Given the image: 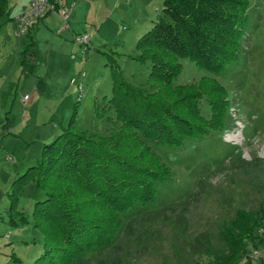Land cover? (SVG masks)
<instances>
[{
	"label": "rangeland",
	"instance_id": "1",
	"mask_svg": "<svg viewBox=\"0 0 264 264\" xmlns=\"http://www.w3.org/2000/svg\"><path fill=\"white\" fill-rule=\"evenodd\" d=\"M247 1L238 58L217 78L230 103L224 129L200 141H185L179 148L152 146L170 168L172 182L157 188L155 204L133 208L110 247L73 264L221 262L228 251L223 229L235 212L264 210V0ZM8 3L0 0L4 9L0 18V264H34L47 251L37 264H62L34 226V206L45 199L44 193L30 182L19 191L11 211L12 183L40 161L43 147L68 128L73 115L79 131H109L108 121L114 119L109 101L118 76L134 87L148 89L150 64L137 59L136 43L151 29L150 21L161 16L162 6L148 23L129 14L115 15L98 29L84 56L78 46L48 65L43 52L36 64H29L28 59L22 62L29 36L17 39L14 35L18 23ZM38 23L29 31L32 36ZM54 36L62 38L63 34ZM18 40L22 49L16 56ZM49 40H40V50H48ZM9 43H15L13 50L2 49ZM179 63L177 86L209 76L188 59ZM82 72L85 77L80 80ZM200 109L209 117L204 100ZM256 250L264 251V228L247 244V255L238 264H264V258H251Z\"/></svg>",
	"mask_w": 264,
	"mask_h": 264
},
{
	"label": "trees",
	"instance_id": "2",
	"mask_svg": "<svg viewBox=\"0 0 264 264\" xmlns=\"http://www.w3.org/2000/svg\"><path fill=\"white\" fill-rule=\"evenodd\" d=\"M247 9V0H162L161 16L136 43L137 59L150 64L148 89L118 76L109 101L114 113L109 131H79L73 115L68 128L43 147L40 161L13 181L11 211L30 182L44 193L34 206V226L62 264L110 247L133 208L156 203L157 188L173 176L152 146L179 148L224 129L230 103L217 78L238 58ZM3 11L0 7V18ZM180 59L209 76L175 85ZM203 100L209 117L202 115ZM262 221L264 210H237L222 233L227 255L213 264H238L264 228Z\"/></svg>",
	"mask_w": 264,
	"mask_h": 264
},
{
	"label": "crops",
	"instance_id": "3",
	"mask_svg": "<svg viewBox=\"0 0 264 264\" xmlns=\"http://www.w3.org/2000/svg\"><path fill=\"white\" fill-rule=\"evenodd\" d=\"M7 5L11 16L15 17L17 23V17L25 12L29 6L30 0H7ZM66 4L71 6V14L67 20V26H64V22L59 16L55 14L47 15L42 21L36 25L33 30V36L29 34V43L32 44L26 54L27 45L22 53L23 57L28 59L29 64L33 61V64L38 63L39 55L42 53L46 59L48 65L55 64L56 56L64 57L70 50H77L79 45L75 44L74 37L78 34H87L90 40H94L97 37V31L100 30L109 19H112L117 14L125 17L129 16L139 20V22L148 23L149 20L155 17L157 10L162 6V0H65ZM6 9V8H5ZM162 11V7L160 9ZM159 17V16H158ZM151 24L155 21H150ZM152 24V26H153ZM103 25V26H102ZM99 26L98 28H96ZM148 27V25H147ZM149 28V27H148ZM62 29V30H61ZM99 32V31H98ZM50 33L52 36H50ZM61 35L62 38H54V34ZM14 35L18 39L15 33ZM54 36V37H53ZM50 40V46L48 50H40V40L43 38ZM31 39V40H30ZM20 40V39H19ZM18 40L17 46L13 43L3 44L2 49H14L16 47L15 55L19 56V52L22 49L21 42ZM139 40V39H138ZM74 43V44H73ZM6 45H8L6 47ZM76 45V46H75ZM53 47L58 48L56 51ZM80 48V47H79ZM32 50V51H30ZM45 50V51H44ZM11 51V55H12ZM82 54V53H81ZM85 54H83L84 56ZM17 62V61H16Z\"/></svg>",
	"mask_w": 264,
	"mask_h": 264
},
{
	"label": "built area",
	"instance_id": "4",
	"mask_svg": "<svg viewBox=\"0 0 264 264\" xmlns=\"http://www.w3.org/2000/svg\"><path fill=\"white\" fill-rule=\"evenodd\" d=\"M71 10V6L67 5L65 0H30L27 10L17 17L18 25L15 34L17 36L25 35L30 27L49 14L59 16L64 22L63 27H66ZM74 43L79 45L82 48V54H85L88 50L89 36L85 33L78 34L74 37ZM78 77L82 80L85 77V73L82 72ZM75 82V79H73L72 83ZM79 87L81 88V86ZM251 258L254 260L264 258V251L256 250L251 254Z\"/></svg>",
	"mask_w": 264,
	"mask_h": 264
}]
</instances>
